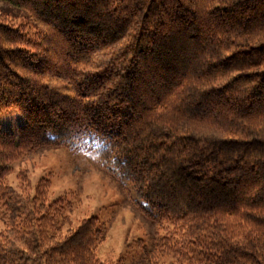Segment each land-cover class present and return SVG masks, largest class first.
I'll list each match as a JSON object with an SVG mask.
<instances>
[{
	"label": "trees",
	"instance_id": "1",
	"mask_svg": "<svg viewBox=\"0 0 264 264\" xmlns=\"http://www.w3.org/2000/svg\"><path fill=\"white\" fill-rule=\"evenodd\" d=\"M0 2V112L24 119L0 124V264L132 263L97 256L106 223L73 225L51 172L9 183L59 145L134 190L135 264H264V0Z\"/></svg>",
	"mask_w": 264,
	"mask_h": 264
},
{
	"label": "rangeland",
	"instance_id": "2",
	"mask_svg": "<svg viewBox=\"0 0 264 264\" xmlns=\"http://www.w3.org/2000/svg\"><path fill=\"white\" fill-rule=\"evenodd\" d=\"M6 4L0 2V11L7 10L12 14L18 11L11 4ZM20 21L23 19L16 17V22ZM23 121L22 115L14 108L0 112L3 128H15ZM94 160L90 153L71 151L64 145L40 148L13 161L7 179L10 184H15L19 169L26 168L29 179L35 184L40 177L51 172V197L64 192L72 193L73 205L68 214L73 225L89 215H96L99 221L106 223L105 237L97 247V256L110 262L125 253L128 261L132 262L130 264H135L141 251L139 244L149 247L155 224L141 217L131 204L134 190L128 186L124 191L108 171L98 167Z\"/></svg>",
	"mask_w": 264,
	"mask_h": 264
}]
</instances>
